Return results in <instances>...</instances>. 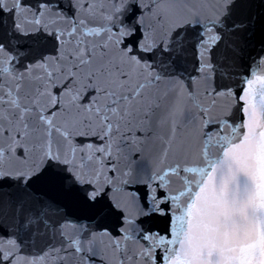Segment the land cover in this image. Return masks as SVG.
<instances>
[{
	"label": "water",
	"instance_id": "1",
	"mask_svg": "<svg viewBox=\"0 0 264 264\" xmlns=\"http://www.w3.org/2000/svg\"><path fill=\"white\" fill-rule=\"evenodd\" d=\"M231 4L46 1L0 179L47 165L52 227L0 264H264V0Z\"/></svg>",
	"mask_w": 264,
	"mask_h": 264
},
{
	"label": "snow or ice",
	"instance_id": "2",
	"mask_svg": "<svg viewBox=\"0 0 264 264\" xmlns=\"http://www.w3.org/2000/svg\"><path fill=\"white\" fill-rule=\"evenodd\" d=\"M241 4V0H232L230 7H236ZM15 28L17 22L15 19L9 21L5 14L0 13V30ZM195 26V25H194ZM10 34V32H5ZM167 65H162L166 68ZM47 165L38 172L30 175L27 179L15 178L16 184L13 189L9 185V179H0V224L15 226V230L20 228H33V243L35 236L45 235L52 227L51 221L47 216L49 206L45 203L43 193L37 192L34 185L38 180L44 177L47 172ZM58 227V225H57ZM79 249H70L67 247H56L51 259L54 264H73V254ZM46 253H42L43 256ZM83 256V253H81Z\"/></svg>",
	"mask_w": 264,
	"mask_h": 264
}]
</instances>
